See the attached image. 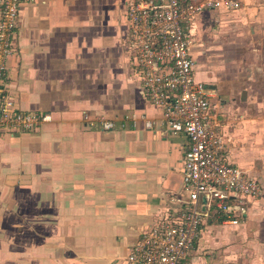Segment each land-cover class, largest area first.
<instances>
[{
  "label": "crops",
  "instance_id": "obj_1",
  "mask_svg": "<svg viewBox=\"0 0 264 264\" xmlns=\"http://www.w3.org/2000/svg\"><path fill=\"white\" fill-rule=\"evenodd\" d=\"M235 1L186 27L195 78L213 94L222 158L264 188V0ZM132 38L126 0L22 6L8 90L20 110L52 121L0 139V264H126L140 232L185 208L189 140L162 136ZM247 211L237 225L205 216L188 264H264V198Z\"/></svg>",
  "mask_w": 264,
  "mask_h": 264
},
{
  "label": "built area",
  "instance_id": "obj_2",
  "mask_svg": "<svg viewBox=\"0 0 264 264\" xmlns=\"http://www.w3.org/2000/svg\"><path fill=\"white\" fill-rule=\"evenodd\" d=\"M45 1L0 0V139L38 131L52 121L50 114L20 110L7 83L22 6ZM238 7L235 0H126V18L133 32L130 51L144 95L162 111L160 132L163 137L185 134L189 140L184 152L185 208L140 232L126 264H188L205 216L214 211L224 217L223 223L237 225L247 215V205L264 198L257 179L222 158L225 140L213 94L195 78V43L186 27L205 11ZM88 123L104 131L115 127L106 120ZM146 127L152 128L153 123L146 121Z\"/></svg>",
  "mask_w": 264,
  "mask_h": 264
},
{
  "label": "water",
  "instance_id": "obj_3",
  "mask_svg": "<svg viewBox=\"0 0 264 264\" xmlns=\"http://www.w3.org/2000/svg\"><path fill=\"white\" fill-rule=\"evenodd\" d=\"M201 203H202V205H204V203H205V198L202 199V202H201ZM201 210L204 211V206L201 207Z\"/></svg>",
  "mask_w": 264,
  "mask_h": 264
}]
</instances>
